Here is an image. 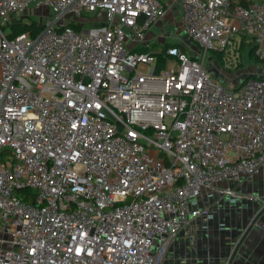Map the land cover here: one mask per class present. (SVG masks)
I'll return each mask as SVG.
<instances>
[{
    "label": "built area",
    "instance_id": "obj_1",
    "mask_svg": "<svg viewBox=\"0 0 264 264\" xmlns=\"http://www.w3.org/2000/svg\"><path fill=\"white\" fill-rule=\"evenodd\" d=\"M175 7L200 48L155 51ZM243 39L264 65V0H0V264H163L181 233L193 245L232 184L264 178V75L207 70Z\"/></svg>",
    "mask_w": 264,
    "mask_h": 264
},
{
    "label": "rangeland",
    "instance_id": "obj_2",
    "mask_svg": "<svg viewBox=\"0 0 264 264\" xmlns=\"http://www.w3.org/2000/svg\"><path fill=\"white\" fill-rule=\"evenodd\" d=\"M25 16H28L31 23L35 22L37 24L42 23L41 17H46L48 20H51V13L49 14L48 9L45 7L36 8L30 7L26 10ZM153 27V33L155 34L152 43L156 48H161L168 44L177 43L178 41H183L189 47H193L196 50L200 46L189 40L188 36L182 35L183 25H182V10L179 7H175L173 11H170L168 15L161 21H159ZM178 33L180 35L179 39L175 38V35ZM165 36L168 38L165 39ZM147 46L152 47L150 42L146 43ZM231 50H234V45L231 46ZM251 47H247L242 51L233 52L227 56L219 59V55L215 52H209L206 58L207 70L209 74L216 80H219L223 83L225 87H230L232 83L236 84L237 81L242 83L246 79L247 74L264 75V65L256 62L251 56ZM215 63L213 66L212 64ZM225 75H223V74ZM239 183L232 184V188L236 187ZM227 199V198H225ZM223 199V200H225ZM212 222V221H211ZM210 222V223H211ZM217 236H210V242H215ZM155 242L159 243V235H156ZM195 244L194 248L192 244L183 238L181 233L176 237L173 244L170 246L167 257L163 264H181L185 260H189L188 264H195V261L203 262L206 260L208 255V244L206 242L202 245H198V236L195 235ZM224 247V246H223ZM155 251L156 248H153ZM201 252L197 254L196 252ZM209 264H220L219 258H217V253L213 254L209 259ZM196 264H206V263H196Z\"/></svg>",
    "mask_w": 264,
    "mask_h": 264
},
{
    "label": "crops",
    "instance_id": "obj_3",
    "mask_svg": "<svg viewBox=\"0 0 264 264\" xmlns=\"http://www.w3.org/2000/svg\"><path fill=\"white\" fill-rule=\"evenodd\" d=\"M153 29L148 33L146 40L152 44L151 48H153V50H161V48H164L165 46L161 48H156L153 46L152 40L155 36ZM166 37L167 36H165V39H167ZM263 187L264 178L243 181L234 187L240 195V197L235 198V203H232L230 198L221 200L218 203H214L211 208L214 219L212 222L210 221L211 223H208V229H202L201 225H199L197 228L196 236H198V245H202L205 242L209 245V243H211L210 236H219L221 232L220 228L223 225H228V230L224 232L227 239L230 240L236 237V227L245 225L246 223H251L253 218L256 216L260 205V202L257 200V198L262 196ZM251 195H253L255 198L251 199ZM258 222H262L263 224V226H258L260 230L259 232L264 231V214L258 218ZM259 232L258 234H260ZM240 238H242V236ZM250 243H255L257 247L256 251L253 250V254L250 252L247 253V258L244 257V255L237 256V261L246 264L251 261V257L257 255L258 263L256 264H264V236H255L251 242L248 240L246 241V244ZM196 245L197 244L193 243L192 247L194 248ZM259 250H261L262 253H260ZM196 253L201 254V252L198 251ZM206 260H209L208 255Z\"/></svg>",
    "mask_w": 264,
    "mask_h": 264
},
{
    "label": "water",
    "instance_id": "obj_4",
    "mask_svg": "<svg viewBox=\"0 0 264 264\" xmlns=\"http://www.w3.org/2000/svg\"><path fill=\"white\" fill-rule=\"evenodd\" d=\"M262 214H264V212L261 213L259 216L254 217L252 222L249 224L246 223L245 225L237 226L236 234H235L236 237L230 240L227 239L225 236L224 232L228 230V225H225L224 229L221 230L219 236L216 237L215 242L210 243L208 247L209 259L212 257L213 254L217 253V258H219L220 264H226V261H228L227 264H243L240 263V261H237V256L244 255V257H246L247 253L249 252L252 253L253 250L256 251L257 249L255 243L246 244V241L248 240L251 242L255 236H264V231L259 232L260 230L258 228V226L260 225L263 226L262 222H258V218ZM258 232L260 234H258ZM241 236L242 238H240ZM259 252L262 253L261 250H259ZM257 258H258L257 255H254L253 257H251V261L246 264L258 263ZM188 259L185 260V262H182L181 264H188L189 263ZM195 262L209 264L210 260H204L203 262L201 261H195Z\"/></svg>",
    "mask_w": 264,
    "mask_h": 264
},
{
    "label": "trees",
    "instance_id": "obj_5",
    "mask_svg": "<svg viewBox=\"0 0 264 264\" xmlns=\"http://www.w3.org/2000/svg\"><path fill=\"white\" fill-rule=\"evenodd\" d=\"M70 26L73 27L74 29H77V30L81 29L80 25L70 24ZM14 27H15V34L14 35L19 34V33H23V32L28 31V30L40 31V27L37 24H34L32 27H30V26L25 25V24L20 22V23H16ZM176 46H178V45H176ZM165 47H167V45ZM178 47H180V46H178ZM245 48H247V43H246L245 39H243L241 44H240V46H239V48H237L236 51L239 52V51L244 50ZM215 53L219 55V59L223 58V54L222 53H220V52H215ZM250 56L256 62H259L257 60V58L255 57L253 48H251ZM29 193H30L29 191L20 192L19 193V197H21L26 202H31L34 199V195L31 196V194H29Z\"/></svg>",
    "mask_w": 264,
    "mask_h": 264
}]
</instances>
